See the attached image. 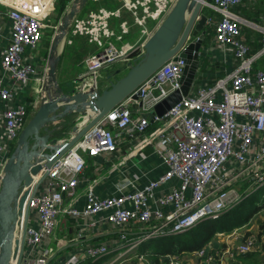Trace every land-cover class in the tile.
Masks as SVG:
<instances>
[{
	"label": "built area",
	"instance_id": "built-area-1",
	"mask_svg": "<svg viewBox=\"0 0 264 264\" xmlns=\"http://www.w3.org/2000/svg\"><path fill=\"white\" fill-rule=\"evenodd\" d=\"M90 1L95 4L99 0ZM116 1V7L94 5L83 16H75L70 25L67 37L84 36L98 48L78 76L76 87L82 91H99L97 77L102 69L127 62L133 50H139L141 55L145 41L175 0ZM244 1L211 0L205 5L213 12L207 15V23L214 31L213 48L231 54L233 67L229 72L213 84L192 87L187 96L158 116L152 112L154 106L181 86L185 61L170 58L52 163L28 200L24 255H31L30 250L54 233L61 216L87 217L78 224V236L84 231L92 233L94 226L99 232H116L117 240L88 243L82 253L86 258L100 264L99 259L115 247L117 257L106 264H131L134 259L142 264L146 257L135 254L142 241L182 234L204 219H216L264 186V64L258 63L264 58V22L247 21L233 11ZM55 3L56 0H0V188L4 166L26 121L36 110L23 103L14 105L17 93L26 89L30 78L38 82L24 49L35 47L41 40ZM124 11L128 17L122 15ZM114 18H118L117 29L111 25ZM149 22H153L152 27ZM242 26L261 35L260 48L254 53L245 42ZM133 27L141 33L139 41L128 47L115 45L114 40L123 41ZM133 94L138 98L134 99ZM133 104L159 124L152 139L149 136L135 148L159 137L160 142L154 145L165 171L145 184L138 177H121L116 183L118 192L103 197L88 185L84 207H73L86 166L84 155L113 153L119 135L146 133L151 120L145 115L133 119ZM69 134L70 131L68 137ZM101 211L106 215L98 217ZM31 215L36 217L37 227L31 225ZM19 219L22 227L24 210ZM253 248L254 237L250 236L230 256L237 260V253ZM52 251L46 246L38 257L25 258L21 264H46ZM197 255L210 258L202 248ZM77 263L78 258L72 257L66 264Z\"/></svg>",
	"mask_w": 264,
	"mask_h": 264
},
{
	"label": "water",
	"instance_id": "water-1",
	"mask_svg": "<svg viewBox=\"0 0 264 264\" xmlns=\"http://www.w3.org/2000/svg\"><path fill=\"white\" fill-rule=\"evenodd\" d=\"M87 1L72 0L55 28L40 84L39 106L23 127L17 146L4 166L0 188V264H21L24 261L28 200L55 160L170 58L185 61L181 86L154 106V114L164 115L190 93L196 81L205 45L207 14L203 8L207 0H175L168 14L145 41L143 53L138 55L139 50H133L128 55L133 61L127 65L128 71L123 76L115 78L101 91L88 92L77 87L64 91L57 79L62 47L73 19ZM133 98L137 99V94H133ZM71 113L88 115V119L82 126H72L69 137L58 143L53 137L55 127L52 125ZM22 210L24 219L18 238L15 229L20 224ZM202 264L214 263L203 261Z\"/></svg>",
	"mask_w": 264,
	"mask_h": 264
},
{
	"label": "crops",
	"instance_id": "crops-1",
	"mask_svg": "<svg viewBox=\"0 0 264 264\" xmlns=\"http://www.w3.org/2000/svg\"><path fill=\"white\" fill-rule=\"evenodd\" d=\"M245 1L247 3L246 12L251 14V16L257 15V17L262 22H264V19L262 18L264 16V0ZM90 5V8L94 7V5L95 7H116L119 5V2L116 0H99L95 4L90 1ZM204 12L207 15H211L213 13L210 8H207L206 10H204ZM122 15L124 17L129 16V14L125 11ZM239 16L246 19V16L244 15ZM49 18L51 17H48V19ZM48 19L46 21L47 26L42 30L41 40L37 43L35 47L26 46L24 49V53L27 47L30 49L40 48L43 52V54H41L38 50V56L27 55L31 58V63L34 67V73L36 78H38V82L37 80L33 79V77L30 78L28 80V86L26 87V89L17 93V100L14 102V105H16L17 103H23L26 104L27 107L33 109H37V107L39 106L40 99L37 98L36 94L38 90L40 92L39 82H42L45 73L46 58L51 41H49V45L47 44V48L44 49L46 45L43 46L45 44L43 38L45 37V35L48 34H46V32L48 31V28H50V23H48ZM246 20L249 21L248 19ZM111 25L114 26L115 29H117L118 18H114L111 22ZM206 27L212 29L213 31V27L208 23H206L205 29ZM206 35L208 36V33ZM213 36H209V38L211 39L209 40V43L204 45L203 51L201 53V57L203 56L204 58H208L209 63L207 64V69L209 70V72L203 75L202 78L200 77L199 80H197L196 77V81L193 85L194 88L209 85L211 82H214L219 77L225 75L233 67L232 59H230L229 57L231 56L230 53L226 52L224 54L221 49L217 47L213 48ZM140 38L141 33L139 32V29L137 27H133L130 33L124 37L123 41L120 42V45L117 46L128 47L131 44H134L139 41ZM69 39L71 40V42H68ZM209 46L212 48L211 52L208 51ZM97 52L98 48L94 44L90 43L86 37L66 36L61 51V60L57 69V79L59 84L64 81L69 82L70 79H73V82H75L76 84L77 77L82 73L83 70L85 71L86 60L90 59L92 56L97 54ZM132 59H129L127 62L121 63H124L127 66L130 62L133 61ZM75 65L77 67V70H74ZM115 65L111 68H108L111 70V72H109L110 74L108 73L106 78L108 80V83L115 79H113L115 75ZM226 65H228L227 68ZM37 86L39 88H37ZM74 87L75 86H73V88ZM70 89L71 88L69 87L67 90ZM131 110L133 119H137L141 115H145L149 118V120H151L149 113H141L140 111H138L137 104H133L131 106ZM75 114L77 113L68 114L64 118L57 121V123L53 125V127H55V132L58 130L56 129V127L60 128L62 126V123L65 121V118H69V120L71 119L73 121V126L82 123L81 119H79V116H75ZM158 127L159 124L151 120L150 126L148 127L144 135H119L117 137L116 150L113 153L105 152L97 154L95 156L85 154L84 157L86 160V166L84 171L80 175L79 182L77 185V196L72 200V206L78 209H82L84 207L86 200L85 188L88 185H93L95 193L100 197H103L118 192L116 190V183L120 181L121 177H138L141 183L145 184L148 182V180L154 179L158 175L162 174L165 171L166 166L161 162V158L156 152L154 145L160 142L159 137H154L153 142L151 141L150 143L140 147H138L137 145L135 148V145L137 143H141L144 139L148 138L149 136L152 139L153 132ZM71 130L72 127H70L66 134L62 136H58L57 133H54L53 137L57 139L58 143H61L64 138L68 137V132H71ZM173 183L178 184L177 181H173ZM257 189H255L251 193H254L255 191H257ZM260 189L261 197L258 206H260L261 208L255 214V216L250 219L248 225L241 226L235 231L216 232L204 242L202 249L205 250V253L208 254L210 258H200L197 255V250H174L173 252L168 253L155 250V248L161 242L167 239V236H158L154 237L155 239L150 238V240L147 239L141 242L135 250V254L144 255L146 257L145 262H142V264H202L203 261H206L207 263L213 262L214 264H235L236 261L242 262L243 264H264V187H261ZM65 200L66 202L68 201L67 196L65 197ZM233 207L226 210V212L232 209ZM105 215L106 211H101L100 213H98V217ZM87 219V217H80L78 219H75L68 216H61L57 221L54 233L52 235L45 236L40 246L37 247L35 250L32 251L29 249L31 251V255L26 254L23 256V259H34L40 255V252L43 248H45L46 246H50L52 247L53 251L52 255L48 258L46 264H66L67 261L72 257L78 258L77 264H92L90 259L86 258L82 254L86 245L90 242L112 243L115 242L117 238L116 234H114L116 232H99L97 227L94 228V226L92 227V233L84 231L81 236H78V224L84 223ZM30 223L35 227L38 226L37 219L34 215L30 216ZM250 236L254 237V248L250 249V251L243 254L237 253V260H234L230 256V252H233L237 248L238 243L245 242L247 240V237ZM142 245L146 252H150L149 255L138 252L139 248ZM112 246H115V244L113 243ZM110 250L111 251L109 254L99 259L100 264L109 263L117 257L118 251H116V248L112 247L110 248ZM138 263L139 261L137 259H134L131 264Z\"/></svg>",
	"mask_w": 264,
	"mask_h": 264
},
{
	"label": "trees",
	"instance_id": "trees-1",
	"mask_svg": "<svg viewBox=\"0 0 264 264\" xmlns=\"http://www.w3.org/2000/svg\"><path fill=\"white\" fill-rule=\"evenodd\" d=\"M207 9V8H205ZM247 3L244 1L242 4L233 8V11L236 14L246 16V19L253 20L257 23L262 22L257 15L251 16V14L246 12ZM264 19V16L262 17ZM208 33V36L206 35ZM210 34V35H209ZM242 34L245 38V42L251 47V52L254 53L260 48V33L254 32L249 29L247 26H242ZM204 37V43H209V36H213L212 29H207ZM209 63L208 58L200 57L199 70L197 74V80L202 78L203 75L209 72L207 69V64ZM110 70V69H109ZM111 72V70L109 71ZM108 72V73H109ZM210 84H213L211 82ZM61 85V84H60ZM62 87V85H61ZM73 126V122L69 118H65V121L62 123V126L55 132L58 136L65 135L66 132ZM264 187V186H263ZM261 189L259 188L254 193L247 195L239 204L230 209L229 211L223 213L216 219H204L198 222L191 229L187 230L182 234L167 236L166 240L161 242L155 250L162 251L165 253L173 252L174 250H199L202 248L204 242L214 235L216 232H229L234 231L237 228L248 225L251 218L260 210L258 203L260 202ZM155 239V238H153ZM150 240V239H149ZM140 253H145L149 255L150 252L144 250L143 245L139 248ZM154 252V251H152ZM97 264V263H92Z\"/></svg>",
	"mask_w": 264,
	"mask_h": 264
},
{
	"label": "rangeland",
	"instance_id": "rangeland-1",
	"mask_svg": "<svg viewBox=\"0 0 264 264\" xmlns=\"http://www.w3.org/2000/svg\"><path fill=\"white\" fill-rule=\"evenodd\" d=\"M207 1L211 2V0H207ZM71 2H72V0H56V3L54 5V7H53V10L50 12V15H49V17H51V18L48 19V23H50V28H48V31L46 32V34L47 33L48 34L45 35V37L43 38V41L45 42V44L43 46L46 45V47H44V49L47 48V44L49 45V41L51 40V37H52V35H53L54 31H55V28L57 27L62 15L65 13L67 8L70 6ZM90 7H91L90 1L88 0L87 3L85 4V6L83 7V9L79 12L78 16L84 15L86 13V11ZM205 7L206 6H204V8ZM204 8H203V10H206ZM206 8H208V7H206ZM149 26L152 27L153 26V22H149ZM206 29H208V27H206ZM253 33H254V31H253ZM205 37H207V36L205 35ZM114 43H115V45H120V43L118 41H116V40H114ZM38 50L40 51L41 54H43V52H42V50L40 48H38V49L37 48L36 49L35 48L34 49H30L28 47L26 48L24 54L25 55L38 56ZM258 63H260V65H263L264 64V58L260 59L258 61ZM114 69H115V73H114L115 75H114L113 79L114 78H116V79L120 78L121 76H123L128 71V67L124 63L116 64ZM74 70H77L76 65L74 67ZM82 70H83V68H82ZM108 72H109V69L108 68H104V69L101 70L100 74L97 77V87H98V90H100V91L102 89L106 88L109 85L108 80L106 79ZM78 78L79 77H77V79H76V82H77L76 84H75V82H73V79H70L69 82H65V81L61 82L62 88L66 91L69 87L71 89L73 88V86L76 87L77 85H79ZM40 84H41V82H39V87H40ZM36 96H37V98L40 97L39 90L37 91ZM75 116H79V119H81L82 123H79V126H81L83 124V122H85L88 119V115H80V114L77 113V114H75ZM76 119H78V118H76ZM70 121H72V120L70 119ZM26 123H27V121H26ZM13 149H14V145L11 148V152L13 151ZM19 231H20V229L18 230V237H19V234H20Z\"/></svg>",
	"mask_w": 264,
	"mask_h": 264
},
{
	"label": "bare ground",
	"instance_id": "bare-ground-1",
	"mask_svg": "<svg viewBox=\"0 0 264 264\" xmlns=\"http://www.w3.org/2000/svg\"><path fill=\"white\" fill-rule=\"evenodd\" d=\"M37 88H39V87L37 86ZM19 229H21V225H20V224L17 225V226H16V229H15V235H16L17 237H18V230H19ZM19 237H20V235H19ZM19 237H18V238H19Z\"/></svg>",
	"mask_w": 264,
	"mask_h": 264
},
{
	"label": "clouds",
	"instance_id": "clouds-1",
	"mask_svg": "<svg viewBox=\"0 0 264 264\" xmlns=\"http://www.w3.org/2000/svg\"><path fill=\"white\" fill-rule=\"evenodd\" d=\"M151 238H154V237H151ZM148 239H150V238H148ZM147 240V239H146ZM145 241V240H144ZM143 242V241H142Z\"/></svg>",
	"mask_w": 264,
	"mask_h": 264
}]
</instances>
